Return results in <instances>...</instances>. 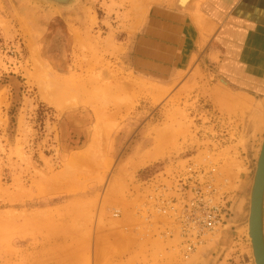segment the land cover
<instances>
[{"label":"rangeland","instance_id":"374dc122","mask_svg":"<svg viewBox=\"0 0 264 264\" xmlns=\"http://www.w3.org/2000/svg\"><path fill=\"white\" fill-rule=\"evenodd\" d=\"M207 1L0 0V264H255L264 93L228 84ZM188 6L198 53L172 79L136 71L156 8ZM191 169L232 212L187 251L150 196Z\"/></svg>","mask_w":264,"mask_h":264},{"label":"crops","instance_id":"0c3cea01","mask_svg":"<svg viewBox=\"0 0 264 264\" xmlns=\"http://www.w3.org/2000/svg\"><path fill=\"white\" fill-rule=\"evenodd\" d=\"M208 1L201 11L217 19V24L225 25L219 34L224 47L213 48L211 54L223 55L228 84L264 93V0ZM194 13L195 6H188L186 11L156 8L143 27L145 32L138 37L134 69L139 71L146 61V70L152 74L165 79L178 75L198 53L195 46L201 35Z\"/></svg>","mask_w":264,"mask_h":264},{"label":"built area","instance_id":"2783aa9c","mask_svg":"<svg viewBox=\"0 0 264 264\" xmlns=\"http://www.w3.org/2000/svg\"><path fill=\"white\" fill-rule=\"evenodd\" d=\"M206 179L204 171L191 169L177 175L171 187H154L150 196L156 200L159 213L174 219L187 251L194 250L205 236L224 227L231 216L229 201ZM167 191L176 197L163 198Z\"/></svg>","mask_w":264,"mask_h":264},{"label":"water","instance_id":"95a60500","mask_svg":"<svg viewBox=\"0 0 264 264\" xmlns=\"http://www.w3.org/2000/svg\"><path fill=\"white\" fill-rule=\"evenodd\" d=\"M251 196L249 234L252 238L255 262L264 264V143L257 162Z\"/></svg>","mask_w":264,"mask_h":264},{"label":"bare ground","instance_id":"6f19581e","mask_svg":"<svg viewBox=\"0 0 264 264\" xmlns=\"http://www.w3.org/2000/svg\"><path fill=\"white\" fill-rule=\"evenodd\" d=\"M189 0H182V2H188ZM263 143H264V140L262 139V142H261V145L263 146ZM261 150H262V147H261ZM259 153H261V152H259ZM260 156V155H259ZM258 159H259V157H258ZM254 184V183H253ZM252 189H253V186H252ZM251 194H252V191H251ZM251 194H250V197H249V199H250V208H251V199H252V196H251ZM101 211V210H100ZM249 220V219H248ZM263 225H264V214H263ZM178 228V227H177ZM245 234L247 235V238H248V242H249V244H250V246L252 247V238H251V236H250V234H249V223H247V225H246V228H245ZM208 235H210V234H208ZM206 238V237H205ZM205 240V239H204ZM183 241V240H182ZM201 245V244H200ZM198 247V246H197ZM251 250H252V255H253V257H254V254H253V247L251 248ZM254 261H255V258H254ZM255 264H256V262H255Z\"/></svg>","mask_w":264,"mask_h":264}]
</instances>
